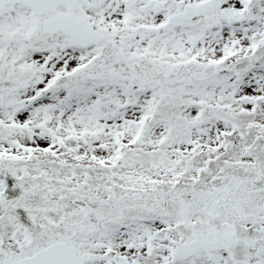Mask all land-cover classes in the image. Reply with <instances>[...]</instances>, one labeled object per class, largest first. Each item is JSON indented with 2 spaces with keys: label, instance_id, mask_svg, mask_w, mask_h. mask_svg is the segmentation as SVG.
<instances>
[{
  "label": "snow or ice",
  "instance_id": "obj_1",
  "mask_svg": "<svg viewBox=\"0 0 264 264\" xmlns=\"http://www.w3.org/2000/svg\"><path fill=\"white\" fill-rule=\"evenodd\" d=\"M0 264H264V0H0Z\"/></svg>",
  "mask_w": 264,
  "mask_h": 264
}]
</instances>
